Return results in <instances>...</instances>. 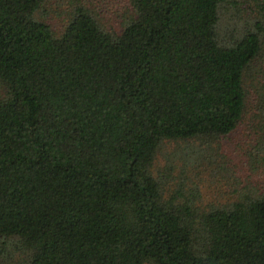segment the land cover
Masks as SVG:
<instances>
[{"label":"trees","instance_id":"16d2710c","mask_svg":"<svg viewBox=\"0 0 264 264\" xmlns=\"http://www.w3.org/2000/svg\"><path fill=\"white\" fill-rule=\"evenodd\" d=\"M259 170L264 0H0V264H264Z\"/></svg>","mask_w":264,"mask_h":264},{"label":"rangeland","instance_id":"374dc122","mask_svg":"<svg viewBox=\"0 0 264 264\" xmlns=\"http://www.w3.org/2000/svg\"><path fill=\"white\" fill-rule=\"evenodd\" d=\"M253 140L254 131L251 130L246 121H243L240 124V126L230 136V138H225L222 140V146L224 150L223 153L227 156L226 159H223V162L227 161L226 165H228L232 172L236 175H240L243 177L244 174H247L249 172V165L244 164L247 163L246 161L244 162V159L247 158L244 157L241 160L240 157L241 155H243V153H246V150H249V147L253 146ZM218 161H220V159H217L216 162ZM195 173H189V177L191 176V185L196 187L198 186L205 198H210L216 191L218 183L216 181L214 183L210 182L211 179L209 178L208 172L202 171L201 174H198L197 172ZM202 174H204V177H202ZM258 174L264 175V173L260 170L257 172V176ZM242 177L239 178L242 179ZM258 179L260 180V177ZM218 180H220V177L218 178Z\"/></svg>","mask_w":264,"mask_h":264}]
</instances>
